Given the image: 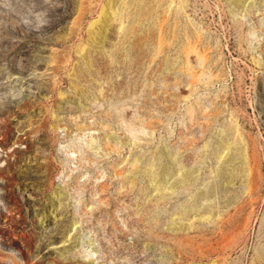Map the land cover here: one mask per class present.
Instances as JSON below:
<instances>
[{"label":"rangeland","instance_id":"1","mask_svg":"<svg viewBox=\"0 0 264 264\" xmlns=\"http://www.w3.org/2000/svg\"><path fill=\"white\" fill-rule=\"evenodd\" d=\"M0 264H264V0H0Z\"/></svg>","mask_w":264,"mask_h":264},{"label":"water","instance_id":"2","mask_svg":"<svg viewBox=\"0 0 264 264\" xmlns=\"http://www.w3.org/2000/svg\"><path fill=\"white\" fill-rule=\"evenodd\" d=\"M88 146L93 148V145ZM136 162L140 165L147 163L150 168H153L152 171L136 174L138 179L144 183L143 193H148L156 187V193L161 197L173 196L180 191V187L192 183L195 179L193 167H185L180 164V155L175 148L169 145L166 139L160 142L155 156L150 158L143 154L137 157ZM232 180L231 176L222 174L219 168L213 169L211 181L204 183L195 190L188 200V207H194L193 212H196L204 206H212L214 199L210 197L220 189L221 185L228 186ZM177 209L180 213V205ZM174 226V221L167 224L168 229H172Z\"/></svg>","mask_w":264,"mask_h":264}]
</instances>
